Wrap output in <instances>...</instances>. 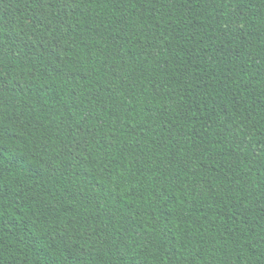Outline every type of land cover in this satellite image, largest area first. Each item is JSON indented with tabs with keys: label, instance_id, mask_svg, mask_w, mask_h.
<instances>
[{
	"label": "trees",
	"instance_id": "obj_1",
	"mask_svg": "<svg viewBox=\"0 0 264 264\" xmlns=\"http://www.w3.org/2000/svg\"><path fill=\"white\" fill-rule=\"evenodd\" d=\"M0 264H264V0H0Z\"/></svg>",
	"mask_w": 264,
	"mask_h": 264
}]
</instances>
